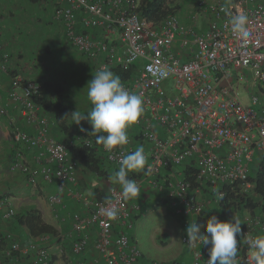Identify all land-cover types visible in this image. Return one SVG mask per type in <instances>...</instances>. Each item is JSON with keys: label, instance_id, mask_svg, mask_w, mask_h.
Returning a JSON list of instances; mask_svg holds the SVG:
<instances>
[{"label": "built area", "instance_id": "built-area-1", "mask_svg": "<svg viewBox=\"0 0 264 264\" xmlns=\"http://www.w3.org/2000/svg\"><path fill=\"white\" fill-rule=\"evenodd\" d=\"M53 1L57 5L52 21L62 24L71 47L94 64L95 72L104 68L131 70L123 84L142 96L143 115L129 130V143L111 153L100 146L108 164L119 168L123 156L138 142L151 173L142 172L134 181L140 189L148 185L164 194L173 215L187 226L197 218L214 215L218 195H224L225 188L258 203L254 180L264 163V0L198 1L196 4L211 14L204 33L183 31L176 15L159 25L151 23L137 11L135 0ZM241 11L248 17L249 28L243 39L232 32L228 15ZM8 61L4 53L0 72H7ZM246 83L252 89L250 94ZM40 94V85L21 74L10 78L5 97L0 93V119L9 114L6 103H10L34 130L27 134L9 120L13 141L34 151L35 165L32 168L17 159L10 171L21 172L32 185L37 173L45 183L56 184L57 193L49 198L55 206L61 205L62 194L85 205V215L74 213L71 217L77 235L73 255L85 252L88 238L84 232L95 228V249L104 264H138L143 255L128 232L141 205L130 204L118 185L109 189L103 201L82 195L77 163L69 147L91 146L94 137L80 131L76 141L54 139L50 134L53 124L36 103ZM183 167L195 173L196 187L190 188ZM8 205L6 198H0V221L15 215ZM112 206L119 210L116 219L107 215ZM234 218L242 223L237 237L238 264H251L247 241L264 235V210H256L253 216L235 214ZM115 228L123 230L116 234ZM7 238L9 247L2 251L0 264H52L43 245L47 237L25 245ZM180 242L190 256L188 264H205L207 247H199V255L186 244V230Z\"/></svg>", "mask_w": 264, "mask_h": 264}, {"label": "crops", "instance_id": "crops-1", "mask_svg": "<svg viewBox=\"0 0 264 264\" xmlns=\"http://www.w3.org/2000/svg\"><path fill=\"white\" fill-rule=\"evenodd\" d=\"M212 1L214 0H206L205 2L211 3ZM197 2H182L183 6H180L177 11V17L183 31L192 30L195 33H204L207 31L211 14L205 8L198 6L196 4ZM54 4L55 2L53 0H43V8L39 11L37 5L29 3L28 0H16V5L13 6L14 9L5 6L4 0H0V44L2 47L7 50L8 43H13L11 45H14L15 39H19L17 31L20 32L21 28H18V26H21L22 22H24L22 20L24 16L29 21L32 18L35 21L37 16H40L41 12L44 11L46 14L45 22L48 25V28L43 32L46 38L47 36H51L52 33L55 34L58 29L60 30V25L52 21ZM16 21L18 22L17 25L15 23ZM6 22L9 24L7 26H9L10 31L4 34L5 29L2 25H5ZM58 25L59 27H57ZM30 27L33 29L32 25ZM34 35H29L32 36L30 42L35 41L33 40L35 38ZM77 54L81 56L78 52ZM81 60L85 64H90L83 57ZM9 63H12V61H8L7 63V67L9 66L10 68L11 64ZM25 77L29 78L27 76ZM9 82L10 77L6 73L0 72V93L4 97L9 88ZM6 106L9 114L0 119V198H6L9 201L10 205L8 206L15 212V216H21L35 210L41 214L46 223L54 226L58 230L59 237L57 239L48 238L43 243L50 253L52 264H76L79 261L85 264H104L95 249L98 237V231L95 228L88 229L84 232V235L88 238V245L85 252L81 256L72 254V243L77 235L72 231L71 217L74 213L85 215L87 209L83 203H78L66 194H62L61 205L55 206L50 203L49 198L57 193L56 184L45 183L41 175L37 173V182L32 185L21 172L10 171V166L17 159H22L21 161L24 164L32 168H35V165L32 160L34 151L28 149L22 142L15 143L13 141L9 120L12 119L15 125L27 134H33L34 130L25 124L20 113L12 104L6 103ZM51 132L52 128L50 134ZM52 137L56 139L55 136ZM133 146V151H135L141 145L135 141ZM103 169L108 174L105 179L99 178V176L90 173L83 167L77 166L76 176L83 196L91 199H104L109 189L118 185L114 182L113 178V173L118 171V168L116 169L115 166L110 165L105 166ZM137 173L130 172L129 175ZM140 192L139 198L129 199L130 204L137 203L141 205L140 213L134 217L132 229L142 231L143 241L148 247L147 251L140 249L143 258L138 264H149L150 261H155L153 259L154 254L160 257L158 258V262L164 264H182L181 261H178L179 259L189 263L190 256L180 242L181 235L185 233L187 225L180 218L173 215L164 194L157 192L148 185H144L140 189ZM170 216H172L171 219L169 218ZM119 230L123 229L115 228L114 232L117 234ZM6 236H11L22 245L38 241L30 239L25 229L19 227L13 218L0 221V239ZM132 240L134 239L132 238ZM8 247V243L4 244L2 251ZM2 251L0 250V255Z\"/></svg>", "mask_w": 264, "mask_h": 264}, {"label": "clouds", "instance_id": "clouds-1", "mask_svg": "<svg viewBox=\"0 0 264 264\" xmlns=\"http://www.w3.org/2000/svg\"><path fill=\"white\" fill-rule=\"evenodd\" d=\"M227 11V9H224ZM232 32L239 38L249 35L248 17L243 11L238 14L228 13ZM87 96L91 110L81 114L77 110L71 113L74 124L81 125L87 121L91 125L89 132L84 127L79 130L88 136L94 137V143L102 145L111 153L114 149H123L129 143L128 129L135 125L143 115L142 96L130 92L121 82L119 76L104 68L93 76L87 85ZM91 143V142H90ZM147 165V157L142 146L135 151L128 152L120 161L118 171L113 173L114 182L122 187L123 195L128 199L140 197V188L136 181L129 178L130 172L151 173ZM223 199V193L218 195ZM118 208L112 206L107 215L112 219L118 216ZM241 221L232 218V221H221L216 215L210 216L206 222L188 224L186 228L187 243L190 247L208 248V259L205 264H238V239L241 233ZM202 228L204 231H202ZM251 264H264V235L249 238ZM210 246V247H209Z\"/></svg>", "mask_w": 264, "mask_h": 264}, {"label": "trees", "instance_id": "trees-1", "mask_svg": "<svg viewBox=\"0 0 264 264\" xmlns=\"http://www.w3.org/2000/svg\"><path fill=\"white\" fill-rule=\"evenodd\" d=\"M228 1V0H226ZM232 2L235 0H231ZM29 3L36 4L39 11L43 8V0H28ZM170 0H140L138 2L137 11L148 21L151 23L159 25V23L164 20L168 16H177V11L179 10L178 5L171 6ZM4 4L7 7H12L14 9V5H16V0H4ZM57 5V3H55ZM54 4V5H55ZM4 16V15H3ZM1 16V18H3ZM46 14L44 11L41 12L40 16H37V20L46 21ZM47 23V22H46ZM45 23V24H46ZM61 28V36L63 39V43L66 45H70L69 39L65 37L64 31L62 28V24H60ZM19 39L21 37L20 33H17ZM16 44L11 45L13 43H8L7 50L2 47L0 44V62L2 61V55L5 53L9 56V61H12L10 68L7 67L6 74L11 78L16 74H21L24 77L27 76L31 81L36 82L40 85V97L36 98V103L41 108L42 112L50 119L52 125V136H55L58 141L62 143H66L68 140L76 141L77 136L80 133L79 128L82 126L85 129L91 131V127L86 125L84 122H81V125L74 124V121L71 116L72 108L68 104V96L64 89V81L58 79H49L48 77L40 76L35 74L33 70L35 68L31 67L30 70H24L20 65V62H25L23 58V53L20 52V41H15ZM28 49H26V53L32 60H35L36 57L34 53H32V48L34 50H38L36 47L37 42L31 41L27 44L24 43ZM23 44V45H24ZM71 46V45H70ZM40 47V46H39ZM28 50V51H27ZM47 51V50H46ZM15 58V59H14ZM91 66H89V70L93 71L90 73V78L93 79L95 75V66L93 63L89 62ZM18 68V69H17ZM115 75L119 76L121 82L124 83L127 81L131 74V70H124V69H115L110 68ZM23 71L25 73H23ZM57 78V77H52ZM85 137V136H84ZM101 145L92 144L91 146H84L82 144H77V147H69L70 155L72 159L77 163V166L83 167L84 169L88 170L90 173L99 176V178L105 179L108 174L103 169L105 166H110L103 156V153L100 150ZM117 169V167H115ZM119 169V168H118ZM182 173L185 175V180L190 184V188L196 187V179L195 173L188 167L182 168ZM142 171L138 172L137 174H130V179H136L141 177ZM77 178V176H76ZM255 193L258 195V203H254L251 198H248L247 195H240L238 191H233L231 189L225 188V194L223 195V199H220L219 204L216 207L214 215L221 221H232L235 214L239 216L242 215H255V211H262L264 210V163L260 164L257 172L256 177L254 180ZM78 190L81 192V189L78 184ZM120 186V185H118ZM97 201H103L104 199L93 198ZM212 215L204 216L197 218L195 223H200L203 225L206 220ZM241 218V217H240ZM16 224L19 227H23L28 235V237L32 240H38L42 237H47L50 239H57L59 237L58 230L46 223L41 214L38 211H30L21 216H13ZM240 220V219H239ZM241 221V220H240ZM242 225V224H241ZM202 231L204 229L202 228ZM76 239V237L74 238ZM9 243L7 236L5 238L0 239V250L2 251V246L4 244Z\"/></svg>", "mask_w": 264, "mask_h": 264}, {"label": "rangeland", "instance_id": "rangeland-1", "mask_svg": "<svg viewBox=\"0 0 264 264\" xmlns=\"http://www.w3.org/2000/svg\"><path fill=\"white\" fill-rule=\"evenodd\" d=\"M136 2H139L140 0H135ZM171 6L178 5L183 6L182 2L187 3L190 2H196V1H206V0H170ZM175 2V3H174ZM9 16V15H7ZM21 26H18V28H21L20 30V39H15V41H20L22 44L19 47L20 52L23 53V58L25 59V62H20V65L24 70H30L31 67L33 72L35 74H38L40 76L48 77L49 79H58L64 81V89L68 96V104L72 108L71 112H74L77 110L81 114H84L91 110V104L88 100L87 96V83L91 80L90 73H93V71L89 70V66H87L81 59L82 56H79L77 52L69 45H66L63 43V39L61 36V29L57 30V32L54 34L52 33L51 36H45L44 30L48 28V25L44 21L38 20L36 23V20L32 18L30 21L27 17H22ZM16 25L18 22H15ZM46 23V24H45ZM7 22L5 25H2V27L6 30L9 26ZM33 26V29L30 26ZM59 27V25L57 26ZM25 28V29H23ZM50 28V26H49ZM31 29V30H27ZM4 30V34L9 32L10 29L8 28L6 31ZM24 32V33H23ZM18 33V31H17ZM35 34V35H34ZM34 35L35 40L38 45L36 47L38 50H34L32 48V53H34L36 59L32 60L26 53V49L28 47L24 43L30 42V38ZM50 37V38H49ZM16 44V43H15ZM24 44V45H23ZM40 46V47H39ZM47 50V51H46ZM28 51V50H27ZM15 59V58H14ZM23 73H25L23 71ZM248 76V75H247ZM57 77V78H52ZM247 81H249V78L247 77ZM246 92L250 94L252 92L251 87L248 83L245 84ZM242 101L247 103V98L242 97ZM89 127L91 125L85 120L82 121ZM129 133V129L127 130ZM170 219L172 216L169 217ZM242 219L244 216L241 217ZM138 224V223H136ZM138 226V225H137ZM128 235L130 238L134 239L133 241L138 245V248L141 250L147 251L148 247L143 241V233L142 231L135 229L130 230L128 232ZM151 248V247H150ZM151 250H153L151 248ZM159 256L156 254L153 255V259L155 261H158ZM178 261H181L182 264H186L188 262H184L183 260L179 259Z\"/></svg>", "mask_w": 264, "mask_h": 264}]
</instances>
